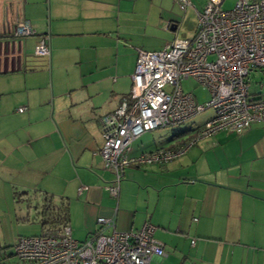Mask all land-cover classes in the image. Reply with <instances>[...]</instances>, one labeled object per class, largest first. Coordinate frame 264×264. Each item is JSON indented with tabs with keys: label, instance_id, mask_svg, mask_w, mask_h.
I'll use <instances>...</instances> for the list:
<instances>
[{
	"label": "crops",
	"instance_id": "obj_1",
	"mask_svg": "<svg viewBox=\"0 0 264 264\" xmlns=\"http://www.w3.org/2000/svg\"><path fill=\"white\" fill-rule=\"evenodd\" d=\"M205 1L198 9L191 0L183 12L191 8L196 14ZM174 5L0 0V214L3 206L9 216L19 212L17 204L30 190H52L58 202L66 200L68 209L75 203L80 211L81 223L73 227L69 219L71 237L82 230L87 238L99 229L98 218L113 219L123 233L152 226L165 256L151 264H264L261 124L241 135L174 134L166 141L171 143L155 149L143 139L134 147L142 134L130 144L132 158L193 144L167 162L127 166L119 184L104 166L100 119L130 94L137 51H161L153 49L162 42H149L178 29ZM20 20L33 35L13 38ZM44 37L50 56L32 55ZM5 95L24 108L18 120L6 119ZM113 186L116 196L108 189ZM0 245H6L1 230Z\"/></svg>",
	"mask_w": 264,
	"mask_h": 264
},
{
	"label": "built area",
	"instance_id": "obj_2",
	"mask_svg": "<svg viewBox=\"0 0 264 264\" xmlns=\"http://www.w3.org/2000/svg\"><path fill=\"white\" fill-rule=\"evenodd\" d=\"M174 2L181 11L191 6V0ZM223 2L206 0L196 11L191 39H176L157 52L137 51L130 94L100 119V154L116 184L127 166L167 162L193 144L130 157V144L145 132L186 122L206 109L213 116L199 129L198 139L219 132L241 135L255 123L264 128V95L260 86L252 91L249 81L251 74L264 70V0H236L231 10H222ZM33 34L23 20L12 29L13 38ZM34 56H50L47 37L35 45ZM187 79L208 91L207 103L199 105L191 93L182 91L180 83ZM108 189L116 196V186ZM97 224L99 229L83 242L74 240L68 227L18 237L9 256L0 247V264L9 257L14 264H151L153 258L165 256L150 225L123 233L115 229L113 219L98 218Z\"/></svg>",
	"mask_w": 264,
	"mask_h": 264
},
{
	"label": "rangeland",
	"instance_id": "obj_3",
	"mask_svg": "<svg viewBox=\"0 0 264 264\" xmlns=\"http://www.w3.org/2000/svg\"><path fill=\"white\" fill-rule=\"evenodd\" d=\"M204 0H193V3L197 6V8H200V2L202 3ZM236 0H224L222 3V10H231L235 4ZM173 13L175 16H177L179 23V27L175 32H171L168 30H165V35H162L161 39L155 38L153 41H150L149 43L151 45H157L159 42H162V48L159 47L158 49H153L154 51L162 50L164 46L170 42H172L175 38L177 39H191L194 36V31L196 30L197 26V19L196 14L194 11L190 8L187 9L185 12L181 11L178 6L175 4L173 8ZM20 39V38H19ZM148 43V44H149ZM32 55H34V50L32 51ZM31 55V54H30ZM31 55V58H32ZM249 81L251 82L252 91L255 88L261 87L262 95H264V70L257 71L254 74H251L249 76ZM182 91L184 93H191L195 99L196 102L199 105H204L209 100V93L208 91L199 85L196 81L192 79L183 80L180 83ZM9 96H4V101H7ZM17 99H13L7 102H4V110L6 111L5 117H7V120L15 121L18 120V118L21 116L19 113H17V109L19 107ZM21 105V104H20ZM213 116V112L211 109H206L202 113L196 115L192 119L177 124L173 126H168L165 128L156 129L153 131H149L148 133L143 134L139 139L134 143V147L137 145L140 146V142L143 140H147L150 142L151 145H149L150 148L155 149L158 147H165L169 143H166L174 134H181L189 131V133L197 135L199 129L205 123L208 119H210ZM17 123V122H15ZM14 123V124H15ZM138 143V144H137ZM133 147V144L132 146ZM129 175H127V179ZM142 178L137 179V181L142 182ZM20 191V190H19ZM30 194L26 196L27 198L17 204V207L20 209L19 212L13 213V215L9 216L6 211V207L3 206V212L0 214V230L2 232L3 237L5 238L6 245L3 249L5 255H10L12 253V248L15 244V241L18 237L24 236V237H32V236H40L42 235V227L40 225V220L37 216V208L40 206L44 192L40 189L30 190ZM131 191V190H130ZM49 195L53 196V201L55 203H58V197L55 192H52V190H49ZM29 211L28 216H26V211ZM69 219L71 225L74 227L78 223H81V217H80V211H76V205L75 203H71L69 205ZM87 234L79 230L76 234L75 232L72 233V237L74 240L78 242H83L85 240V236ZM5 264H14V258L9 257L6 258Z\"/></svg>",
	"mask_w": 264,
	"mask_h": 264
},
{
	"label": "trees",
	"instance_id": "obj_4",
	"mask_svg": "<svg viewBox=\"0 0 264 264\" xmlns=\"http://www.w3.org/2000/svg\"><path fill=\"white\" fill-rule=\"evenodd\" d=\"M179 147L180 146L176 147L175 149ZM21 196H22L21 193H17L16 197L19 198ZM37 210H38L37 216L40 220V225L43 231L42 234H45L46 232H54L58 229L68 226L69 209L66 200L63 201L60 199L58 203H55L53 202V196L44 193L43 200L40 206H38ZM0 247L4 249V247H2L1 245Z\"/></svg>",
	"mask_w": 264,
	"mask_h": 264
}]
</instances>
